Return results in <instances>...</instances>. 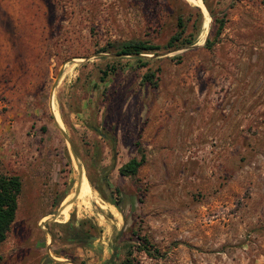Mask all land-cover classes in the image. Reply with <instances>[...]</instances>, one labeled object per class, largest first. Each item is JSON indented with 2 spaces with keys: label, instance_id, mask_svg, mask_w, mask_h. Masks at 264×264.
<instances>
[{
  "label": "rangeland",
  "instance_id": "obj_1",
  "mask_svg": "<svg viewBox=\"0 0 264 264\" xmlns=\"http://www.w3.org/2000/svg\"><path fill=\"white\" fill-rule=\"evenodd\" d=\"M198 1L0 0V172L22 184L1 261L121 262L133 246V264H264V0H206L213 16ZM195 6L194 43L142 55L147 67L99 52L162 46ZM214 17L224 27L206 48ZM110 64L124 71L101 82ZM157 68V87L143 84ZM137 145L145 163L121 177ZM103 186L133 207L122 215ZM68 221L84 222V245ZM140 238L152 257L135 251Z\"/></svg>",
  "mask_w": 264,
  "mask_h": 264
},
{
  "label": "trees",
  "instance_id": "obj_2",
  "mask_svg": "<svg viewBox=\"0 0 264 264\" xmlns=\"http://www.w3.org/2000/svg\"><path fill=\"white\" fill-rule=\"evenodd\" d=\"M60 1V0H58ZM178 2L182 3V0H177ZM206 10L209 12L211 16H213V13L207 3L206 0H202ZM239 1V0H236ZM46 2H50V0H46ZM183 4H186V2L183 1ZM188 15L185 17L183 14H177L176 22H177V32L171 36L168 41L162 45H154L146 41L142 40H127V41H112L108 42L106 46L99 49V52L102 53H112L116 57L119 56H129L135 59L137 64L139 66L147 67V65L152 61L150 59H143L142 55H152L156 56L157 53L161 50L164 51H173L181 47L189 46L194 43V40L200 31V28L202 26L203 11L201 12L199 8L194 7L188 10ZM203 13V15H202ZM214 26H216V30L214 33V39L210 40L208 38L205 42L206 48H211L215 45V43L218 42V39L222 33L223 27H224V20L222 17H214L213 18ZM205 20V16H204ZM190 25V31L188 32V24ZM203 28V26H202ZM126 67H130L129 64L126 65ZM124 66H118L117 64H110L105 67L103 71L100 72L101 76L100 81L104 82L109 77H116L121 72L124 71ZM160 69H156L155 71L148 70L144 76L142 77V83L148 84L152 88L157 87V77ZM93 86L96 87V83H93ZM138 150V157H134L130 159L129 161L125 162L118 168V174L123 177H129L133 178L137 175V172L139 168L145 163V157L142 154V149L140 145H137ZM22 189V184L18 176L16 175H10L7 173L0 172V244L6 241L8 238V234L10 233L12 224L14 223L17 215L18 210V198L20 196ZM84 184L79 185V190H82L79 192L76 200V205H85L86 199H88L91 195L89 192L90 187H86L84 189ZM63 195L61 199L55 203V205L59 204L61 201V204H63L64 200L66 199ZM66 201V200H65ZM69 202V198L67 199L66 205ZM71 215V214H70ZM71 222L65 223V225L69 226ZM84 225L83 221H80L78 223L77 227H70L67 230V236L69 237L68 240L70 242L76 241L79 237L80 243L84 245L86 242V236L82 230ZM77 236V237H76ZM78 241V240H77ZM84 241V242H83ZM135 251L139 253H144L147 256L152 257V253H155V251H151L149 248V242L148 240L144 238L138 239V242L134 245ZM133 246H127L126 247V253L124 260L121 262H118L117 260V254H112V256L106 260L103 264H133L134 260L132 258V251Z\"/></svg>",
  "mask_w": 264,
  "mask_h": 264
},
{
  "label": "flooded vegetation",
  "instance_id": "obj_3",
  "mask_svg": "<svg viewBox=\"0 0 264 264\" xmlns=\"http://www.w3.org/2000/svg\"><path fill=\"white\" fill-rule=\"evenodd\" d=\"M136 152L138 154L137 149H136ZM130 159H128L127 161H129ZM109 175L110 173H104L103 176L100 177V181L104 180ZM103 190L106 193L105 200L111 203L122 215L125 214V209L127 208V206L133 207V204L128 201L129 199L123 196L119 187H115L114 189H109L108 187L103 186Z\"/></svg>",
  "mask_w": 264,
  "mask_h": 264
},
{
  "label": "bare ground",
  "instance_id": "obj_4",
  "mask_svg": "<svg viewBox=\"0 0 264 264\" xmlns=\"http://www.w3.org/2000/svg\"><path fill=\"white\" fill-rule=\"evenodd\" d=\"M187 1H189V2H191V3H193V4H195V5H202V4H201L202 2L200 3L198 0H187ZM200 1H201V0H200ZM209 24H210V23H209ZM206 29H207V28H206ZM77 159H78V158H77ZM80 184H82V182H79V183H78V182H77V178H76L75 186H76V185L79 186ZM81 191H82V190H78V191H77V196L80 194L79 192H81ZM72 193H73V192H72ZM72 193H71V194H72ZM78 193H79V194H78ZM71 194H69V195H71ZM69 195L66 197V199H65L66 201H67V199L69 198ZM77 196H76V197H77ZM65 200H64V202L66 203ZM64 202H63V204H64ZM62 207H63V205H62ZM63 209H64V208H63ZM65 209H66V206H65Z\"/></svg>",
  "mask_w": 264,
  "mask_h": 264
},
{
  "label": "crops",
  "instance_id": "obj_5",
  "mask_svg": "<svg viewBox=\"0 0 264 264\" xmlns=\"http://www.w3.org/2000/svg\"><path fill=\"white\" fill-rule=\"evenodd\" d=\"M63 205V204H62ZM62 210H64L63 209V207H62ZM14 254H16L17 253V251H16V249H14L13 251H12ZM5 253H7V252H5ZM0 256H1V253H0ZM0 264H18V262H17V260H15V262H11L10 260H8V261H4V260H0Z\"/></svg>",
  "mask_w": 264,
  "mask_h": 264
},
{
  "label": "water",
  "instance_id": "obj_6",
  "mask_svg": "<svg viewBox=\"0 0 264 264\" xmlns=\"http://www.w3.org/2000/svg\"><path fill=\"white\" fill-rule=\"evenodd\" d=\"M186 1V0H185ZM195 7H197V6H195ZM197 8H199V7H197ZM200 9V8H199ZM200 11H201V9H200ZM202 12V11H201Z\"/></svg>",
  "mask_w": 264,
  "mask_h": 264
}]
</instances>
